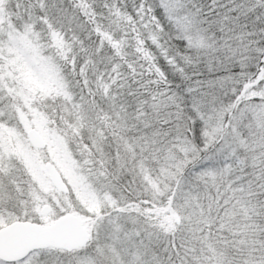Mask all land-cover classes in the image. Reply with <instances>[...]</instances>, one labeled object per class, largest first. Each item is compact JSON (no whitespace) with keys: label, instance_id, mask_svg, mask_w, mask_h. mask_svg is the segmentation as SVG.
Masks as SVG:
<instances>
[{"label":"snow or ice","instance_id":"6c2138e0","mask_svg":"<svg viewBox=\"0 0 264 264\" xmlns=\"http://www.w3.org/2000/svg\"><path fill=\"white\" fill-rule=\"evenodd\" d=\"M0 264H264V0H0Z\"/></svg>","mask_w":264,"mask_h":264}]
</instances>
